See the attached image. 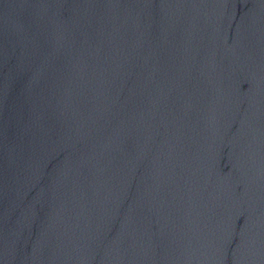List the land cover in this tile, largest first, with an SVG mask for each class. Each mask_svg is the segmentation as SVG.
Returning <instances> with one entry per match:
<instances>
[{"label": "water", "instance_id": "obj_1", "mask_svg": "<svg viewBox=\"0 0 264 264\" xmlns=\"http://www.w3.org/2000/svg\"><path fill=\"white\" fill-rule=\"evenodd\" d=\"M0 264H264V0H0Z\"/></svg>", "mask_w": 264, "mask_h": 264}]
</instances>
